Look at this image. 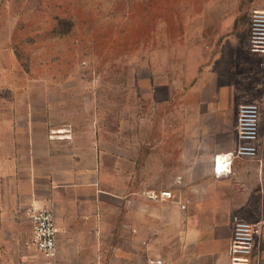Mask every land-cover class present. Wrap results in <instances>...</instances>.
<instances>
[{
  "label": "rangeland",
  "instance_id": "1",
  "mask_svg": "<svg viewBox=\"0 0 264 264\" xmlns=\"http://www.w3.org/2000/svg\"><path fill=\"white\" fill-rule=\"evenodd\" d=\"M255 8L264 0H9L0 10V48L16 53L17 71L30 74L34 88L54 92L64 123L73 120L111 152L113 171L118 156L127 157L128 175L113 181L163 187L166 172L136 176L138 152L145 166L152 151L185 149L198 162L200 152L231 137L203 127L219 116L203 104L206 93L216 104L223 92V103L233 105L225 118L234 123L237 101L260 105L264 156V56L248 47ZM211 64L218 77L206 75Z\"/></svg>",
  "mask_w": 264,
  "mask_h": 264
},
{
  "label": "crops",
  "instance_id": "2",
  "mask_svg": "<svg viewBox=\"0 0 264 264\" xmlns=\"http://www.w3.org/2000/svg\"><path fill=\"white\" fill-rule=\"evenodd\" d=\"M8 1L0 0V10ZM0 49L7 53L0 56V264H39L46 258L26 243L33 230L27 209L33 205L51 208L60 226L58 264H112L113 256L119 264H150L147 250L164 264H230L235 217L262 222L253 264H264L260 147L255 158H236L231 172L214 171L215 154L239 142L237 121L225 118L233 105L223 103L222 91L216 104L213 96L208 101L203 94V104L210 102L211 113L219 115L203 127L215 134L228 131L231 137L216 141L209 153L200 152L199 166L185 149L162 155L152 151V163L146 166L138 152L136 176L151 170L152 176L161 171L170 179L163 187L126 188L112 178L128 175L127 157L119 155L120 167L113 171L111 152L99 150L97 139L73 120L64 123L54 92L34 88L32 76L17 71L21 61L16 53ZM214 71L218 77L211 64L205 73ZM179 105L186 109L185 101ZM163 190L172 195H162ZM116 238L120 243L113 254Z\"/></svg>",
  "mask_w": 264,
  "mask_h": 264
},
{
  "label": "built area",
  "instance_id": "3",
  "mask_svg": "<svg viewBox=\"0 0 264 264\" xmlns=\"http://www.w3.org/2000/svg\"><path fill=\"white\" fill-rule=\"evenodd\" d=\"M249 50L254 54L264 56V8H255L250 14ZM260 105L255 101H245L239 105L236 132L237 146L229 151L220 152L214 156V171L216 175L231 172L236 158H255L259 154ZM162 195L170 197L171 190H163ZM27 214L33 220L31 238L27 246L46 258L39 264L57 263V236L60 226L56 222L51 208L31 206ZM261 221H246L235 217L234 230L228 248L230 264H253L256 239L262 232ZM150 264H164L162 257H150Z\"/></svg>",
  "mask_w": 264,
  "mask_h": 264
}]
</instances>
